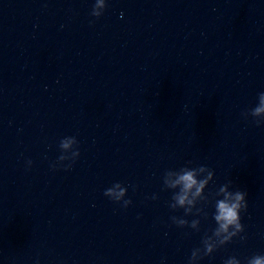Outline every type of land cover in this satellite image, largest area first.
Masks as SVG:
<instances>
[{
  "label": "water",
  "instance_id": "1",
  "mask_svg": "<svg viewBox=\"0 0 264 264\" xmlns=\"http://www.w3.org/2000/svg\"><path fill=\"white\" fill-rule=\"evenodd\" d=\"M95 3L0 0V264H189L229 182L243 238L198 264L264 255V123L242 115L264 92V0ZM66 137L80 156L60 163ZM201 165L207 218L173 211L165 173Z\"/></svg>",
  "mask_w": 264,
  "mask_h": 264
},
{
  "label": "clouds",
  "instance_id": "2",
  "mask_svg": "<svg viewBox=\"0 0 264 264\" xmlns=\"http://www.w3.org/2000/svg\"><path fill=\"white\" fill-rule=\"evenodd\" d=\"M107 8L106 0H96L92 15L100 18ZM103 9V11H99ZM245 119L249 116L255 118L256 124L259 126L264 123V92L258 95V104L256 107L242 114ZM78 141L74 137H66L60 141V149L62 155L59 157V162L65 161L74 162L79 158L80 152ZM31 165V161L28 162ZM55 165L53 168L55 169ZM69 164L65 170H70ZM215 180V172L206 166L184 167L178 171H167L164 175V185L167 189L174 192L172 203L169 207L173 211L183 209L186 216L192 213V209L196 208V215H203L207 218V213L204 209L197 208L198 204H207L209 202L205 191L209 184ZM231 182L221 185L218 191L214 194L215 197V212L213 219L217 225L212 230V234L206 235L202 241L203 248H197L192 251L189 264H198L205 256H211L219 248L230 244L234 238L242 237L245 228L241 222V213L247 212V192L236 190L230 191ZM178 190V191H177ZM127 188L121 183H115L112 187L105 190L104 195L117 204H121L125 209L131 206L132 201L125 199L127 196ZM190 196L192 198H190ZM222 197V198H220ZM157 199V197H153ZM172 222L178 227H191L192 229L200 230V220L189 221L176 216L171 217ZM225 264H241L240 259L233 256L225 261ZM246 264H264V255H254L247 259Z\"/></svg>",
  "mask_w": 264,
  "mask_h": 264
}]
</instances>
